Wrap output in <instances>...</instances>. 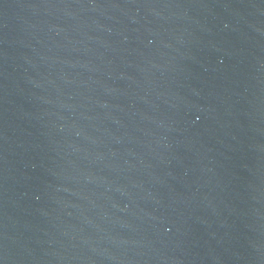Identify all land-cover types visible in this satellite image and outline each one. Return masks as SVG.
<instances>
[{"label": "water", "instance_id": "95a60500", "mask_svg": "<svg viewBox=\"0 0 264 264\" xmlns=\"http://www.w3.org/2000/svg\"><path fill=\"white\" fill-rule=\"evenodd\" d=\"M0 264H264V0H0Z\"/></svg>", "mask_w": 264, "mask_h": 264}]
</instances>
